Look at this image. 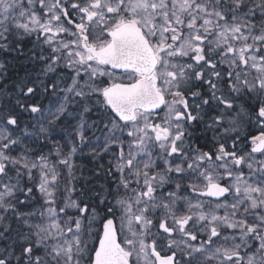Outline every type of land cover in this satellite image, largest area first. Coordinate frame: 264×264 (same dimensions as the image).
Returning <instances> with one entry per match:
<instances>
[{
	"label": "snow or ice",
	"instance_id": "6c2138e0",
	"mask_svg": "<svg viewBox=\"0 0 264 264\" xmlns=\"http://www.w3.org/2000/svg\"><path fill=\"white\" fill-rule=\"evenodd\" d=\"M0 264H264V0H0Z\"/></svg>",
	"mask_w": 264,
	"mask_h": 264
},
{
	"label": "trees",
	"instance_id": "16d2710c",
	"mask_svg": "<svg viewBox=\"0 0 264 264\" xmlns=\"http://www.w3.org/2000/svg\"><path fill=\"white\" fill-rule=\"evenodd\" d=\"M77 163L80 164L82 166V168L84 169L85 176H89V174H87V172L91 171L92 169H94L97 166L96 162L92 161L89 158H85V157L78 159ZM105 163H106V161H105Z\"/></svg>",
	"mask_w": 264,
	"mask_h": 264
},
{
	"label": "flooded vegetation",
	"instance_id": "af4514ba",
	"mask_svg": "<svg viewBox=\"0 0 264 264\" xmlns=\"http://www.w3.org/2000/svg\"><path fill=\"white\" fill-rule=\"evenodd\" d=\"M253 131H254V132H256V133L258 134V130H256V129H253ZM87 174H89V175H90V174H91V171H88V172H87Z\"/></svg>",
	"mask_w": 264,
	"mask_h": 264
}]
</instances>
